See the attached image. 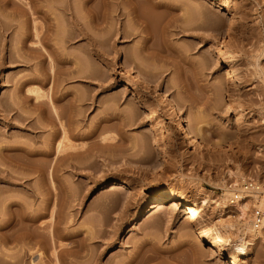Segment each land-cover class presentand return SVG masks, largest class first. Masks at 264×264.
Listing matches in <instances>:
<instances>
[{"label": "rangeland", "instance_id": "obj_1", "mask_svg": "<svg viewBox=\"0 0 264 264\" xmlns=\"http://www.w3.org/2000/svg\"><path fill=\"white\" fill-rule=\"evenodd\" d=\"M12 1L20 3L0 0V264H52L50 183L60 264H227L193 232L184 206L145 214L150 192L181 195L199 207L200 222L232 241L215 221L236 223L238 210L228 199L223 215L201 206L197 191L218 197L245 178L237 169L264 183V0H232L233 9L220 0H160L173 12L139 1L136 21L122 0H22L31 16ZM125 28L134 35L124 38ZM162 94L215 150L177 133ZM62 127L73 156L57 162ZM158 154L163 164L153 171ZM123 179L131 184L119 188ZM24 232L38 235V245ZM20 239L30 243L25 250ZM248 253L239 264H264L260 240Z\"/></svg>", "mask_w": 264, "mask_h": 264}, {"label": "bare ground", "instance_id": "obj_2", "mask_svg": "<svg viewBox=\"0 0 264 264\" xmlns=\"http://www.w3.org/2000/svg\"><path fill=\"white\" fill-rule=\"evenodd\" d=\"M18 1L20 3L15 2V1L13 3V1H12V4H14L18 10L23 11L24 14L26 13V15L31 16L32 12L29 13L27 11V9L32 8L31 2H25L24 3V2H22V0H18ZM122 1L125 3L126 8H127L126 14L127 15L130 14L132 19H134V21L138 20L136 4L139 1L144 2V4H146L151 9H163V10H169L171 12L176 10V8L175 9L173 8L174 6H169L168 4H165L160 0H158V1L157 0H122ZM220 5H222L226 9H233L235 6L234 2L232 0H220ZM23 6L25 8H23ZM181 9L183 10V8H181ZM184 12H186L185 9H184ZM121 14L124 15V12H121L120 15ZM183 14H185V13H183ZM186 14H189V13L186 12ZM196 16H197V14H196ZM195 21H197V18L195 19ZM198 22L200 23V19L197 21V24H198ZM3 24L4 23H2L1 25H3ZM195 24H196V22H195ZM193 25H194V23H193ZM139 26H140V32L142 34H144V37L142 38V41H141L142 46L140 47V49H145L146 43H147L146 41L148 40L147 26L145 24H143L142 22L139 24ZM183 26L185 28H183V27L180 28L181 32H185L188 29V28L186 29V25H183ZM197 26H199V25H197ZM195 28L197 29V27H195ZM121 34L124 38L129 37V36L131 37V35H134L133 34V28L130 31H128V29H126V28L123 29L121 31ZM33 36L37 39V41L34 42V44L35 45L39 44V42L41 41V36H40V32L36 28H34ZM26 37L27 36H25V38H22L20 40L21 41L20 43L22 45L25 43ZM230 76H231L230 73H228V77H230ZM28 90H29L28 92L30 94L34 95V98L37 101H39L41 98L44 97L43 93L37 88H34V89L30 88ZM161 96L167 102L170 118H171V120L174 124V128L176 129L178 134L182 135V137L186 141H188L189 144H192V145L196 144V145H198L202 148H206L208 150H215L216 149V143L210 141V139H208L206 136H204L200 133V130L198 128H195V126H193V124L192 125L188 124V122H186L182 117H180L178 115V113L175 109V106H174V104H173V102L169 96L164 95V94H162ZM231 105L234 106L235 103L232 102ZM236 109L238 111H240V109L238 107H236ZM104 140H105L104 138L101 139V141H104ZM111 140H112V138H111ZM64 142H66V143H64ZM74 147L75 146L73 145V148ZM71 148H72V145H70V143H69V141L65 135L64 128L62 127L61 140H59L55 146V153H56L57 162L58 161L62 162L61 161L62 159H63V161L70 159L73 155L71 152L69 153L67 150L71 149ZM84 151L82 152L83 154L86 153V151L85 152ZM45 153H46V155H49V154H51V150L47 149V151ZM82 153H80V154L82 155ZM158 157L160 158V160L158 163H156L152 167L153 171L159 169L163 164V159H161L162 156L160 154H158ZM37 172L39 173L41 178H43L45 176V167L43 166L41 168H38ZM232 173L235 175L236 178H238V177L244 178L245 177L246 181H244V184H247L248 186H246V188H243L244 184L241 180L239 183L237 182L234 184L233 183L230 184V186L225 185L222 188L224 190V192H222V194H220L216 198L212 197L210 194H208L206 191H204V189H198V191H197L198 199H200L201 206L207 207V205L214 204L216 208H220V211L222 213L221 215H223L224 213L229 212V211H226L228 209V207L226 205V200L228 199V204L232 205L235 209L238 210L239 213H238L236 223H232L230 221L227 222L226 219H219V220L215 221V223L219 224L220 228L223 230V232L227 236L232 235V237H233L232 241H229L227 237L224 238L223 236L219 235L218 233H215L212 230V228L208 227V225L204 224L203 222H200L198 219V215H197L199 207L194 205V204H188L181 195H173V194H169V193L168 194H166V193H158L157 194V193L150 192V194H154V201L149 204V207H148L146 214H145L146 215L145 218L146 219L150 218L153 215L155 210L163 207V204L168 203V202H173V205H175V206H177V205L184 206L185 210L187 211L186 214L188 215V222L193 224V232L196 233L201 239L207 241L214 250L218 251L219 253L227 254L228 255L227 264H239L238 260H240V263L244 262V261H241V259H239V255L244 256V258H249V256L251 255V253H248L249 247L254 246L255 242L259 238H261V237L264 238V230L257 231L255 228V224L257 223V221L256 222L254 221L255 220L254 215L256 213V214H260V216H261L258 223H264V183H260L258 181H255L252 178H246L247 176L240 174L241 172H238V169L236 172L233 171ZM51 177L53 179L52 174H51ZM236 181L237 180H235V182ZM51 184L52 183H50L51 187L49 185H47V187L44 188L45 192L47 194L46 196H49V199L47 201H51V203L50 202L49 203L47 202L48 204L46 203L49 206L48 212H49V217L51 219V221H50L51 226H49L50 227L49 228L50 229L49 230L50 231L49 232L50 240H48V242L51 241L50 243L52 245L51 246L52 248L50 251V254H51L50 256L52 258H50L49 260L52 261L51 262L52 264H60V260L58 258V255L56 254L57 251H55L56 246L54 245L56 243L55 239L57 237V236H55L56 231L54 232L55 229H54V222H53V217L56 216L54 214V211H55V207L57 206V205L55 206V203H57V202L53 201V197H54V193H55L54 191L56 188L54 187L53 184L52 185ZM130 184L131 183L127 179H123L120 181V187L119 188H125V186H128ZM109 186H110V189L114 188L116 186V182L111 183L110 185H106V187H109ZM55 200H56V198H55ZM45 207H47V206H45ZM45 209H47V208H45ZM56 211H57V209H56ZM56 211H55V213H56ZM236 216H237V213H236ZM228 217H225V218H228ZM31 218H34V215H33V217L31 216L30 219ZM32 220H34V219H31V221ZM35 220H37V218ZM28 221H30V220H28ZM34 221L31 222L32 225H33ZM237 224H238V227H237ZM29 226H31L30 223H29ZM255 230L257 232H255ZM23 234H21V235L25 236L26 232H24ZM247 234L248 235L250 234V238L247 237L248 236ZM26 235L27 236H25V237L22 236L21 239L27 238L26 241L31 242L32 244H34V243L37 244L38 241H40V240H38L39 238L37 240H35L38 235L35 236L34 238L32 235H30L31 237L28 236V233ZM19 238H20V236L18 235V240H19ZM21 241L23 242V240H21ZM24 242H25V240H24ZM24 242L21 243V246L22 245L26 246V244H30V243L24 244ZM261 243L264 244V239H263V241H261ZM49 245H48V247H50ZM24 246H22L23 249H24ZM25 249H26V247H25ZM39 255H40V253H39ZM20 261H17V263L15 262V263H11V264L21 263ZM125 264H134V260H129Z\"/></svg>", "mask_w": 264, "mask_h": 264}, {"label": "built area", "instance_id": "obj_3", "mask_svg": "<svg viewBox=\"0 0 264 264\" xmlns=\"http://www.w3.org/2000/svg\"><path fill=\"white\" fill-rule=\"evenodd\" d=\"M245 179V178H244ZM244 179H242L241 181L243 182V184H244V181H246V179L244 180ZM246 186H248L247 184H244V187L243 188H246ZM254 218H255V222L257 221V223L255 224V228H256V230L257 231H261V230H264V223H258V221H259V219L261 218V216H260V214H256L255 213V215H254ZM255 230V232H257ZM263 239L264 238H259L258 240H261V241H263Z\"/></svg>", "mask_w": 264, "mask_h": 264}]
</instances>
